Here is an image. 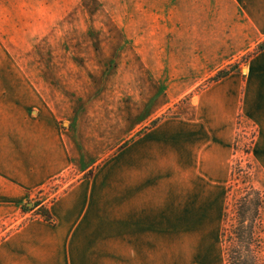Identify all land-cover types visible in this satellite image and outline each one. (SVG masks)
<instances>
[{
	"label": "rangeland",
	"instance_id": "1",
	"mask_svg": "<svg viewBox=\"0 0 264 264\" xmlns=\"http://www.w3.org/2000/svg\"><path fill=\"white\" fill-rule=\"evenodd\" d=\"M250 15L236 0H0V165L21 155L34 125L47 124L65 136L72 160L21 202L0 196V242L46 220L49 207L134 134L190 114L191 98L218 73L245 74L264 39H244V21L232 17ZM257 136V125L240 116L223 213L214 230L198 231L213 264H229L240 226L253 229L264 264ZM191 248L182 247L184 264L195 257Z\"/></svg>",
	"mask_w": 264,
	"mask_h": 264
},
{
	"label": "crops",
	"instance_id": "2",
	"mask_svg": "<svg viewBox=\"0 0 264 264\" xmlns=\"http://www.w3.org/2000/svg\"><path fill=\"white\" fill-rule=\"evenodd\" d=\"M248 7L241 36L264 39V0ZM245 74L232 72L191 98L192 112L162 118L0 242V264H213L209 241L224 210L240 116L258 127L254 154L264 167V48ZM21 155L0 165V196L26 199L71 164L65 136L34 125ZM193 231L195 234H193ZM185 235V240H184Z\"/></svg>",
	"mask_w": 264,
	"mask_h": 264
},
{
	"label": "trees",
	"instance_id": "3",
	"mask_svg": "<svg viewBox=\"0 0 264 264\" xmlns=\"http://www.w3.org/2000/svg\"><path fill=\"white\" fill-rule=\"evenodd\" d=\"M264 45H260L263 49ZM230 74V71H221L214 80L218 81ZM243 215V213H242ZM47 216V214H46ZM235 237L226 252L229 264H258L259 255L255 249L254 233L252 228L240 226L235 230ZM227 231L224 230L223 236L226 237Z\"/></svg>",
	"mask_w": 264,
	"mask_h": 264
}]
</instances>
